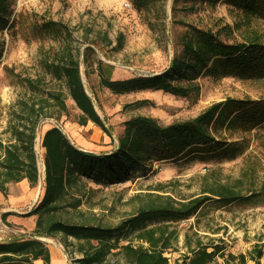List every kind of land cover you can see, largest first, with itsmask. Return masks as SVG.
I'll return each instance as SVG.
<instances>
[{"label":"rangeland","instance_id":"1","mask_svg":"<svg viewBox=\"0 0 264 264\" xmlns=\"http://www.w3.org/2000/svg\"><path fill=\"white\" fill-rule=\"evenodd\" d=\"M8 5L7 24L0 28V144L17 141L15 129L27 124L28 113L53 114L40 119L36 129L41 180H45L42 139L52 127H59L78 148L103 155L118 150L126 122L132 119L152 118L167 127L230 99L253 102L242 110H223L222 118L211 126L213 138L222 144L220 149L146 160L122 182L84 179L85 196L77 212L85 218L95 216L96 223L116 226L135 215L140 201L149 195L186 203L217 188L238 200L223 202L211 195L190 218L148 222L146 229L167 226L173 232L172 247L164 253L170 264H264V121L252 120L258 115L254 106L264 105V76L216 73L210 62L189 79L172 81L187 89L186 96L151 88L116 93L101 85L97 68V60L108 65L104 73L112 81L163 74L175 58H184L183 44L193 28L211 31L227 44L252 40L264 44V18L247 15L227 0H178L176 4L174 0H8ZM120 34L123 47L116 50ZM88 40L99 44L94 53H85ZM68 52L79 61L85 90L106 131L93 122L79 125L81 112L69 88L48 73L49 63L70 62ZM56 90L63 93L66 109L54 106L50 94ZM3 152L0 147V155ZM17 183L9 184L7 193L14 192ZM38 187L31 188L38 192ZM40 201L38 194L29 212L14 213L24 218L22 226L3 219L0 212L3 225L11 227L8 231L0 225V243L36 229L37 216L29 214ZM66 212L71 208L61 211ZM31 217L34 230H29ZM126 224L111 241L112 256L130 264L124 247L148 248V244L140 240L138 228ZM63 238L58 234L53 241L61 245L68 264H77L83 257L78 252L80 242L68 238L65 243ZM46 240L41 239L48 245Z\"/></svg>","mask_w":264,"mask_h":264},{"label":"trees","instance_id":"2","mask_svg":"<svg viewBox=\"0 0 264 264\" xmlns=\"http://www.w3.org/2000/svg\"><path fill=\"white\" fill-rule=\"evenodd\" d=\"M178 0H174L176 4ZM200 1V0H191ZM212 2L218 0H202ZM247 15L264 18V0H227ZM8 0H0V28L7 24ZM50 28H48L49 30ZM192 36L184 42V58H175L170 68L163 74L139 77L130 80L112 81L105 77L104 69L109 67L102 60H97L100 83L116 93H129L137 90H163L173 95L186 96L187 89L172 83L174 79H189L196 72L212 62V70L222 71L225 75L240 77L264 76V44L258 40L241 44H227L211 31L192 29ZM123 35L118 37V47H123ZM85 53H94L99 46L95 41H86ZM105 56V55H104ZM1 57V53H0ZM65 58V54L62 56ZM70 62L66 64L49 63L48 73L58 80H63L69 88V94L76 108L81 112L78 124L86 126L93 122L106 131L104 122L96 111L92 98L88 95L79 74V61L72 52H68ZM107 56H105L106 58ZM107 59V58H106ZM34 86V84H31ZM54 106L66 109L63 93L60 90L50 94ZM253 102L227 100L209 107L198 117L164 127L152 118L138 117L126 122L125 133L119 139L116 152L97 155L86 152L73 145L59 127L47 130L42 139L44 156L45 192L42 200L29 215L37 216L36 229L32 233H18L10 241L0 243V264H33L41 259L50 264V252L41 239L55 240L58 234L68 243V238L79 241L78 252L82 258L77 264H102L113 254L112 240L118 237L128 225L138 228L140 240L148 244L124 247L130 264H169L164 253L172 247L173 232L167 226L146 229L148 222L159 220L181 221L195 215L211 195L221 197L223 202L238 200V196L210 190L208 196H200L186 203H176L169 196L149 195L140 201L139 206L128 220L116 226L96 223L95 216L85 218L78 210L85 196L84 179L96 183H116L125 181L128 172L142 165L149 159L166 160L183 156L191 151H214L222 144L216 142L211 133V126L222 118L225 109L242 110ZM252 120L264 121V105L256 104ZM35 113V112H33ZM53 117L44 113L42 116L28 113L27 124L15 129V143H8L1 149L0 155V193L7 194L11 183L28 180L31 187L40 182L38 157L35 152L36 129L40 119ZM66 207L71 212L61 213ZM6 217V215H4ZM192 264H203L192 263Z\"/></svg>","mask_w":264,"mask_h":264},{"label":"crops","instance_id":"3","mask_svg":"<svg viewBox=\"0 0 264 264\" xmlns=\"http://www.w3.org/2000/svg\"><path fill=\"white\" fill-rule=\"evenodd\" d=\"M14 189L16 190L14 192L7 193V196H5L3 193H0V212L3 219L6 220V218H9L10 222H13L17 226H22L24 224L21 221H23L24 218L14 215V213H21L25 215V213L29 212V206L31 204L34 205L38 194L42 200L45 191V182L42 180V182L39 183L38 192L35 188H31L28 181L26 180L17 183L16 186H14ZM24 209L25 211H23ZM4 215H6V217H4ZM30 219H32V222L29 224V230H34V217H31ZM42 240L45 241V239ZM46 241L49 242V244L46 245L50 252V264H68V260L64 251L62 250L61 245L53 240ZM33 264H44V261L38 259L35 260Z\"/></svg>","mask_w":264,"mask_h":264},{"label":"built area","instance_id":"4","mask_svg":"<svg viewBox=\"0 0 264 264\" xmlns=\"http://www.w3.org/2000/svg\"><path fill=\"white\" fill-rule=\"evenodd\" d=\"M0 225L4 226L3 223H2V220H1V219H0ZM4 228H5V229H8V231H10V228H11V227L8 228L7 226H6V227L4 226ZM9 241H10V240H9ZM108 261H110L112 264H128V263H126L125 261L122 262L121 259L114 258L112 255H110L104 263H106V262H108ZM169 264H170V263H169Z\"/></svg>","mask_w":264,"mask_h":264},{"label":"water","instance_id":"5","mask_svg":"<svg viewBox=\"0 0 264 264\" xmlns=\"http://www.w3.org/2000/svg\"><path fill=\"white\" fill-rule=\"evenodd\" d=\"M40 128H41V125L39 126V129H38V133L40 132ZM65 135V134H64ZM66 136V135H65ZM67 137V139L71 142V140H70V138L68 137V136H66ZM72 143V142H71ZM73 144V143H72ZM82 150V149H81ZM83 151H85V150H83ZM86 152H88V151H86ZM92 153V152H91ZM42 182V180H41V178H40V182L39 183H41Z\"/></svg>","mask_w":264,"mask_h":264},{"label":"bare ground","instance_id":"6","mask_svg":"<svg viewBox=\"0 0 264 264\" xmlns=\"http://www.w3.org/2000/svg\"><path fill=\"white\" fill-rule=\"evenodd\" d=\"M43 154H45L46 150L44 148H41Z\"/></svg>","mask_w":264,"mask_h":264}]
</instances>
